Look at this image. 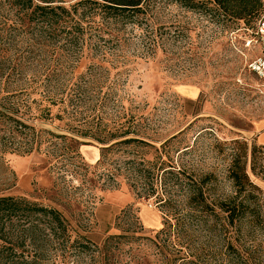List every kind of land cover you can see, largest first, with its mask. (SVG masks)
<instances>
[{
  "label": "rangeland",
  "instance_id": "obj_1",
  "mask_svg": "<svg viewBox=\"0 0 264 264\" xmlns=\"http://www.w3.org/2000/svg\"><path fill=\"white\" fill-rule=\"evenodd\" d=\"M1 1L0 16L14 15ZM145 8L116 45L86 38L69 50L46 43L28 59L25 75L2 78L0 88L48 80L69 92L80 84L82 98L68 116L51 107V116L62 119L39 116L50 103L43 86L17 98L29 104L24 118L41 144L24 155L0 152V195L60 208L99 246L126 231L108 242L106 256L99 246L73 250L68 264H169L167 252L192 255V264H264V178L250 164L261 189V223H231L223 210L231 201L248 202L230 178L234 153H247L250 161L253 145H264V94L249 70L261 52L257 17L236 19L214 1L191 7L151 0ZM27 44L19 41L13 57L30 54ZM126 138L137 140L104 148ZM258 156L264 166V151ZM197 193L203 201L191 199ZM206 204L215 211L203 212Z\"/></svg>",
  "mask_w": 264,
  "mask_h": 264
},
{
  "label": "trees",
  "instance_id": "obj_2",
  "mask_svg": "<svg viewBox=\"0 0 264 264\" xmlns=\"http://www.w3.org/2000/svg\"><path fill=\"white\" fill-rule=\"evenodd\" d=\"M151 0H3L1 3L9 4L14 15L6 18L0 16V84L3 77L6 81L23 76L28 70V59L35 51L41 53L46 50V43L56 44L62 42L69 50H79L86 38L95 39V44L104 46L120 42V36L128 25L139 23V16L146 13L145 6ZM183 3L195 7L196 1H214L225 13L236 19L251 21L262 14V0H180ZM144 19V18H143ZM87 35V37H86ZM21 36V37H18ZM19 41H27L25 49L28 55L18 54L15 58L13 48ZM86 43V42H85ZM22 58L26 61L22 62ZM55 70L47 74L49 79ZM57 72V70H56ZM43 100L49 101V105L39 108V116L63 118L57 113L51 116V107L59 105V110L70 114L78 109L82 93L80 84L65 92L63 86L46 81V84L26 85L4 83L0 88V152L13 151L19 154H29L38 149L41 144L39 133L34 126L29 125L24 115L28 111L29 104L20 102V96L29 95L42 87ZM10 87L12 89H10ZM66 93V94H65ZM71 105L70 106L67 104ZM63 104V105H62ZM21 106L26 108L22 113ZM5 126H2L4 125ZM83 135L87 133L82 128H75ZM127 133V132H124ZM98 139V138H97ZM136 138H126L111 144L129 143ZM100 142H105L99 139ZM87 142H82L85 144ZM235 143H240L235 140ZM109 144V143H104ZM246 144V143H244ZM247 145V144H246ZM264 151V145H253L250 161L246 153L236 150L229 169L230 178L238 189V194H243L247 203L236 201L232 207H224L227 213L225 219L231 223L247 220L253 225H259L262 221V203L259 201L260 187L252 180L248 171V164L253 175L264 178V166L258 156V152ZM104 155V154H102ZM153 190V184L146 191V196ZM194 201H203V194H195L191 198ZM227 205V204H226ZM203 212L215 211L209 206L203 205ZM168 229L172 227L170 220H165ZM69 217L56 206L43 205L30 201L21 196L0 195V264H68L70 253L86 251L92 247H98V243L79 232ZM176 230V229H175ZM168 237L171 233L166 229L161 230ZM74 232L76 234H74ZM126 237V231L118 235H108L100 249V255L108 250V242L121 240ZM167 240V239H165ZM123 242V241H120ZM183 249H179L181 252ZM186 253V252H184ZM103 256H106L103 255ZM192 256V255H190ZM190 256H176L165 253L164 259L169 264H192L194 260ZM102 260L106 258L101 257ZM105 264V262H102Z\"/></svg>",
  "mask_w": 264,
  "mask_h": 264
},
{
  "label": "built area",
  "instance_id": "obj_3",
  "mask_svg": "<svg viewBox=\"0 0 264 264\" xmlns=\"http://www.w3.org/2000/svg\"><path fill=\"white\" fill-rule=\"evenodd\" d=\"M256 43L259 44L261 52L249 63V70L259 79V90L264 94V13L260 16L256 25Z\"/></svg>",
  "mask_w": 264,
  "mask_h": 264
},
{
  "label": "crops",
  "instance_id": "obj_4",
  "mask_svg": "<svg viewBox=\"0 0 264 264\" xmlns=\"http://www.w3.org/2000/svg\"><path fill=\"white\" fill-rule=\"evenodd\" d=\"M261 139H262V143H264V134H263V136L261 137Z\"/></svg>",
  "mask_w": 264,
  "mask_h": 264
}]
</instances>
